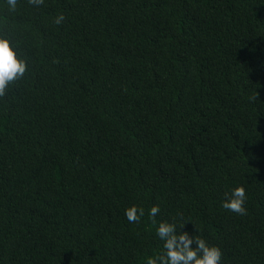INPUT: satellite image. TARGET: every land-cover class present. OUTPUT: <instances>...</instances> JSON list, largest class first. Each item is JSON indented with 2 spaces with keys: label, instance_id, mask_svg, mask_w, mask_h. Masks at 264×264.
Returning a JSON list of instances; mask_svg holds the SVG:
<instances>
[{
  "label": "trees",
  "instance_id": "trees-1",
  "mask_svg": "<svg viewBox=\"0 0 264 264\" xmlns=\"http://www.w3.org/2000/svg\"><path fill=\"white\" fill-rule=\"evenodd\" d=\"M0 34L28 62L0 96V264H147L156 205L264 264V0H0Z\"/></svg>",
  "mask_w": 264,
  "mask_h": 264
},
{
  "label": "clouds",
  "instance_id": "clouds-1",
  "mask_svg": "<svg viewBox=\"0 0 264 264\" xmlns=\"http://www.w3.org/2000/svg\"><path fill=\"white\" fill-rule=\"evenodd\" d=\"M30 5L39 7L44 0H28ZM9 11L15 12L18 0H6ZM65 17L61 14L55 18L54 23L60 25ZM28 70V62L24 59L17 45L6 35L0 34V96L13 82L22 79ZM246 190L237 186L226 194L221 206L239 215H245L247 209ZM160 214L158 205L148 210V217L155 226V236L161 242L160 251L147 259V264H223V252L220 247L209 245L206 239L196 233L185 231L182 216L172 220H157ZM124 215L128 223H140L145 210L137 205L127 207Z\"/></svg>",
  "mask_w": 264,
  "mask_h": 264
}]
</instances>
